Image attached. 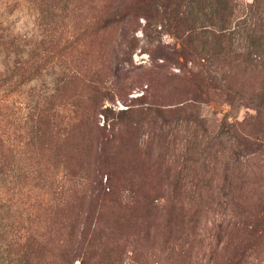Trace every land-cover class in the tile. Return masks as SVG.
Returning <instances> with one entry per match:
<instances>
[{
	"label": "rangeland",
	"instance_id": "374dc122",
	"mask_svg": "<svg viewBox=\"0 0 264 264\" xmlns=\"http://www.w3.org/2000/svg\"><path fill=\"white\" fill-rule=\"evenodd\" d=\"M155 2L45 0L44 35L38 0H0V90H16L7 112L56 94L60 114L45 127L36 189L45 253L32 246L25 259L0 243V264H264V235L239 237L231 224L237 195L264 201V37L259 48L244 29L264 28V0L230 2L239 27L223 52L210 36L184 42L186 28L214 29L212 0ZM43 36L66 49L22 84L20 63ZM12 126L0 117L4 150ZM194 229L204 241L192 247Z\"/></svg>",
	"mask_w": 264,
	"mask_h": 264
},
{
	"label": "trees",
	"instance_id": "16d2710c",
	"mask_svg": "<svg viewBox=\"0 0 264 264\" xmlns=\"http://www.w3.org/2000/svg\"><path fill=\"white\" fill-rule=\"evenodd\" d=\"M180 1L178 0V2ZM136 2L140 4V9L145 11H154L153 5H156L155 0H136ZM212 2L215 4L214 19L216 22L211 24L214 29L210 31L205 29L206 26H203L204 29L199 31L193 27L186 28L185 31H188L190 35L185 37L184 42H187V46L192 47L198 35L210 36L213 38V44L220 47L222 52L227 51V49H222L227 48L225 44L236 37V30L239 27L236 23L231 29V23H229L236 8L235 5L230 6L232 0H212ZM213 3L210 4L211 7ZM38 5L40 9L39 26L45 35V0H38ZM194 14L193 11L189 16L193 17V24L195 25L197 14ZM56 16L54 15V17ZM188 18L185 19L187 25L191 21ZM183 22L178 21L181 28ZM244 29L249 31L248 36L253 37L251 42L257 43V47L260 48L259 39L264 37L263 26L253 24V26ZM43 38L38 56L26 58L20 63L18 75L22 84L32 81L36 74L45 68L49 60H58L61 53L66 49V47L58 49L57 43L59 41L52 40V37L49 40H45V36ZM45 46L48 48L45 49ZM46 51L49 54L48 57H45ZM251 54L252 52L248 51L247 55L251 57ZM252 61L259 63L261 56L256 52L253 53ZM244 63H248V60H245ZM15 91L0 90L2 97L0 98V117L7 122H12L13 125V147L11 150L3 149L5 140L10 138L4 139L3 135L0 134V243H4L6 249H21V258L26 259L31 257L30 249L32 246H38L40 253H45V202L36 189L40 185H45V127L51 129L54 122L60 118V114L53 102L56 94L48 103H45L44 100L26 106L12 104L9 114L7 112L9 106L6 105L8 104L6 100L10 93L14 94ZM3 127L6 128V125ZM246 141L249 148L250 145H254L251 141L247 139ZM231 189H234L233 193L237 190L243 191V185L239 189L238 186L233 185ZM231 208L235 209L236 213L233 212L235 216H240L236 222L231 223L237 230L241 231L239 237L247 234V236L259 239L264 235V201L247 204V202L242 201L239 194L237 200L232 201ZM231 224L228 223L224 229L218 225L217 234L212 236L217 241H221L226 234L224 231ZM191 237L192 241L189 246L192 247L195 242L202 243L204 241V236L202 237L196 229L192 231ZM249 249L251 248L241 249L239 255L244 256ZM60 253L66 255L64 251ZM34 259L43 261L41 256H35ZM236 264H240V262Z\"/></svg>",
	"mask_w": 264,
	"mask_h": 264
}]
</instances>
